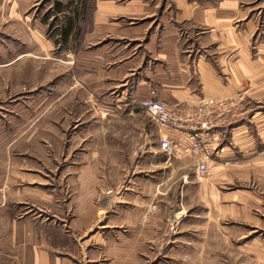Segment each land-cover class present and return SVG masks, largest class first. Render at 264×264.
I'll list each match as a JSON object with an SVG mask.
<instances>
[{"label":"crops","instance_id":"obj_1","mask_svg":"<svg viewBox=\"0 0 264 264\" xmlns=\"http://www.w3.org/2000/svg\"><path fill=\"white\" fill-rule=\"evenodd\" d=\"M56 1L64 10L58 24L67 25L78 12L67 47L58 51L78 56L84 76L96 78L99 88H114L125 99L118 109L141 110L128 103L145 98L159 99L177 113L214 103L218 151L211 167L229 191L221 192L218 181L207 184L215 217H191L193 225L179 229L173 243L177 256L161 262L206 259L213 254L204 256V250L226 245L241 251L247 264H264V0H35L30 7L51 4L40 16H30L26 0H0V19L29 25L56 50L42 20ZM68 3L73 6L66 8ZM72 44L80 47L78 55ZM156 127L158 147L151 157H161L156 174L163 178L170 167L159 142L169 133ZM196 158L177 159L196 171ZM92 170L82 169L76 179V217H39L23 207L40 204L38 183L26 187L20 183L32 179L26 171L11 175L9 166L1 167L0 264H153L154 217H105L115 201L102 204L106 181ZM207 218V227H198Z\"/></svg>","mask_w":264,"mask_h":264},{"label":"rangeland","instance_id":"obj_2","mask_svg":"<svg viewBox=\"0 0 264 264\" xmlns=\"http://www.w3.org/2000/svg\"><path fill=\"white\" fill-rule=\"evenodd\" d=\"M26 3L30 16H40L51 5L42 2L34 8L30 5L35 0ZM28 26L0 19V169L9 166L11 175L26 171L32 179L20 183L31 187L36 182L43 191L39 205L23 207L39 217H76V179L82 169L93 167L90 174L106 181L102 204L109 198L115 201L105 217H154L153 264L176 257L172 248L179 229L192 226L191 217H215L207 205V184L218 181L223 183L221 192H228L229 183L216 180L212 162L211 173L200 176L188 163L166 155L169 175L158 177L162 161L151 157L159 140L152 119L141 110L118 109L125 99L114 88H99L96 78L84 76L78 56L44 45L37 30ZM71 48L78 55L80 47ZM91 72L96 76V69ZM207 222L198 227H207ZM211 253L206 259L180 261L247 264L241 251L226 245L203 251L204 256ZM173 260L166 264H178Z\"/></svg>","mask_w":264,"mask_h":264},{"label":"built area","instance_id":"obj_3","mask_svg":"<svg viewBox=\"0 0 264 264\" xmlns=\"http://www.w3.org/2000/svg\"><path fill=\"white\" fill-rule=\"evenodd\" d=\"M128 105L138 106L156 125L169 133L159 142L164 154L177 158L195 156L198 174L206 176L210 173L209 163L218 151V140L212 134L215 129L211 117L213 102L200 103L188 113H177L165 102L155 98L133 101Z\"/></svg>","mask_w":264,"mask_h":264},{"label":"trees","instance_id":"obj_4","mask_svg":"<svg viewBox=\"0 0 264 264\" xmlns=\"http://www.w3.org/2000/svg\"><path fill=\"white\" fill-rule=\"evenodd\" d=\"M72 6L73 3H68L66 8H70ZM62 12H64L62 3L56 1L53 7L48 10L42 18L43 23L48 25V36L53 39L56 47L60 50H63L67 47L66 43L69 35L73 32V28L78 21V12L75 9L74 17L68 20L67 25L58 24V14ZM53 15L56 16V19H54L53 22H50V19ZM55 21H57V24L54 23Z\"/></svg>","mask_w":264,"mask_h":264}]
</instances>
